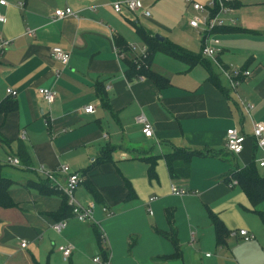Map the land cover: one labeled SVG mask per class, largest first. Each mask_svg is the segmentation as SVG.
Here are the masks:
<instances>
[{"label":"crops","instance_id":"obj_1","mask_svg":"<svg viewBox=\"0 0 264 264\" xmlns=\"http://www.w3.org/2000/svg\"><path fill=\"white\" fill-rule=\"evenodd\" d=\"M114 1L5 0L7 6L0 7V43L7 44L0 50V104H15L14 111L0 115V136L9 142L0 145V176L9 179L7 158L20 162L19 185L9 189L15 207H0V264H264V229L255 212L264 214V201L253 209L240 188L225 181L232 171L262 157L252 128L264 124V49L235 46L229 35L264 39L263 22L242 17L244 29L228 32L229 40L219 43L217 64L249 73L234 88L211 59L189 67L162 53H155L150 65L165 81L157 87L129 75L114 39L121 38L128 54L141 59L146 47L135 33L137 25L199 56L181 36L186 29L194 31L189 27L194 13L185 0H147L143 6L149 17L140 11L117 14ZM234 4L229 17L236 21L233 13L241 5L238 0ZM67 8L71 16L51 20L55 10ZM52 48L69 53L66 66L50 57ZM39 89L54 92L55 101L47 104ZM244 102L253 106L251 111H245ZM87 106H93L92 113L83 112ZM139 115L153 127L151 138L135 123ZM229 129L244 137L236 156L224 147ZM20 147L26 163L18 157ZM178 149L201 155L191 159L186 179L171 180L164 156ZM103 152L110 160L97 164ZM147 158H156L152 179ZM63 165L83 179L74 198L81 207L92 204L93 222L68 216L56 233L51 226L59 216L52 214L62 198L25 184L44 179L41 168L63 184L58 173ZM171 185L187 195L172 196ZM150 198L155 201L148 203ZM166 211L173 212L172 227ZM209 213L228 232L222 246L216 245ZM170 230L176 234L178 257L160 235ZM239 230L251 233L253 240L244 242ZM62 245L73 248L66 260L57 250ZM241 250H250L253 258L246 260Z\"/></svg>","mask_w":264,"mask_h":264},{"label":"built area","instance_id":"obj_2","mask_svg":"<svg viewBox=\"0 0 264 264\" xmlns=\"http://www.w3.org/2000/svg\"><path fill=\"white\" fill-rule=\"evenodd\" d=\"M147 0H115L111 8L112 10L119 14L123 10L128 12L140 11L145 17H149V11L144 9L143 2ZM159 1V0H151ZM187 5L190 7L194 15L189 20V27L196 31L201 39V55L203 58L211 59L215 62L216 56L220 53L221 49L219 47V41L216 39L215 33L213 31L217 28H232L235 26V19L229 17L233 8L231 4L235 0H185ZM7 3L5 0H0V7H6ZM72 13L70 9L65 10H55L51 16L52 21L61 20L65 17L71 16ZM3 21V17L0 15V22ZM27 34L32 36V31H27ZM6 42L0 43V50L5 47ZM146 49H142V56H146ZM50 57L58 62L61 66H66L69 62L70 55L68 52L61 48H52L50 51ZM221 73L228 81L229 85L234 88L241 79L249 77L248 72H238V71H228L224 70L219 66ZM38 95L45 101L47 104H52L55 101V93L49 89H39L37 91ZM6 94L11 98L16 97V93L10 90H6ZM243 104V103H242ZM243 107L246 112L251 111L253 108L252 105L245 103ZM83 112L90 114L93 112V106H87L83 108ZM135 123L141 126V133L145 138H151L153 133V127L149 124L146 118L143 115H139L135 118ZM21 139H24L23 135ZM252 139L256 145L257 150L262 154L260 159L255 160V164L259 169H264V124H254L252 128ZM244 142V137L239 134L234 129H229L225 133V150L231 155H239L242 151V145ZM6 165L11 167H19L20 162L16 158H7ZM41 175L44 179L48 180L51 183L53 190L60 192L67 200V205L71 209L72 218L78 222H93L92 220V204L81 207L77 204L74 193L75 191L83 184V179L79 176L78 173L71 172L69 168L65 165L61 166L58 173L64 176V182L61 184L55 179L54 174L50 172H45L41 168ZM232 186L237 185L236 181H231ZM170 193L175 197H182L187 195V192L183 189H179L174 185L170 186ZM155 201V198H150L148 203ZM103 212H106L105 209H102ZM149 214H151L149 212ZM66 226L65 221H59L54 223L51 226V229L59 233ZM238 235L242 238L244 242H249L253 240V236L250 235L246 230H239ZM235 235V233H232ZM26 246L25 242H22L20 247L24 248ZM71 245H62L57 248L58 252L61 254L62 258L66 260L72 253ZM94 263H99L98 259L93 260Z\"/></svg>","mask_w":264,"mask_h":264},{"label":"trees","instance_id":"obj_3","mask_svg":"<svg viewBox=\"0 0 264 264\" xmlns=\"http://www.w3.org/2000/svg\"><path fill=\"white\" fill-rule=\"evenodd\" d=\"M231 7L234 8L235 4H231ZM135 33L142 41L143 45L146 47V56L141 59H134L128 53L129 49L126 43L121 38L114 39V46L118 53H122L125 55V64L127 66V72L132 78L144 77L151 82H153L157 87H162L165 84V81L157 74L150 70V65L152 58L155 53H162L168 57H171L175 60L185 63L189 67H193L197 64H201L205 62V59L202 57L201 52L199 56L192 54L191 52L185 50L184 48L175 45L168 40L164 39L163 42L155 39L152 34L145 30L141 26H134ZM234 31L233 28H217L213 31L215 35L228 33ZM207 61V60H206ZM98 86V84H97ZM97 92L99 97L100 91L97 87ZM101 101L105 102V98H101ZM15 110V104L13 101H8L0 104V115H6ZM253 140V139H252ZM254 142V141H253ZM9 142L3 139L0 136V145L8 146ZM255 145V143H254ZM256 148V145H255ZM257 150V148H256ZM201 155L200 153L190 152L184 149L174 150L173 152L164 156V161L166 164L167 172L171 180L178 179H186L188 177L189 165L191 159L196 156ZM26 154L24 150L20 147L18 157L26 163L28 160L25 158ZM27 160V161H26ZM110 160L108 152H103L101 157H99L97 164L107 162ZM145 162L149 165L148 167V177L149 179L154 178V167L156 164V158H147L144 159ZM1 168V167H0ZM259 168L255 165L254 160L250 162L247 166L232 171L229 175V180L225 181L231 182L236 181L237 186L240 188L242 193L247 198L250 206L255 209L264 201V175L259 173ZM12 182L7 178H3L0 176V207L4 209L13 208L15 204L9 196V188L11 187ZM27 189H35L41 194H54L59 195L62 198V204L60 209L52 214V216H59V221L68 216H72L71 209L67 205L66 198L60 193L51 187V183H49L46 179H40L37 182H28L25 184ZM89 192L93 195L94 198H97L98 195L89 187ZM256 214L260 217L262 223L264 224V214L262 212L255 211ZM172 211H166V219L169 223L170 227H172ZM209 218L214 228L215 232V240L217 246L224 245L225 238L228 235L225 227L221 223V221L212 213H209ZM97 235V233H96ZM161 236L167 238L174 250L175 257L179 255V247L176 240V234L173 230H170L169 233H161ZM99 240V236L97 235ZM100 242V241H99ZM106 262V259H104Z\"/></svg>","mask_w":264,"mask_h":264},{"label":"rangeland","instance_id":"obj_4","mask_svg":"<svg viewBox=\"0 0 264 264\" xmlns=\"http://www.w3.org/2000/svg\"><path fill=\"white\" fill-rule=\"evenodd\" d=\"M238 2L240 3V11H235L233 13V16H235L236 19V25L233 28V30L239 31V30H243V24L241 23V19L242 17L246 18L247 20L250 19H257L262 21L264 24V0H238ZM258 25L260 24L259 22L257 23ZM264 31V30H262ZM198 33L194 32L192 30L186 29L182 32L181 36L184 40H186L188 43L193 44L194 46H191V48L193 49L192 51L196 52V50L199 52L200 49L198 46L199 43V38H198ZM230 33H224L221 34L220 36V40L216 37V39L219 41V43H223V41H227L229 40L230 37H227ZM237 35V34H236ZM229 35L232 37L231 39V43H233V45L238 46V47H254V49L257 50H262L264 49V39H259L257 37H254L251 34H242V35ZM261 36H263L264 38V34L262 33ZM196 54V53H194ZM7 162V159H6ZM5 162V164H6ZM5 172H7V177L9 178L8 180H10L12 182V185L9 189L16 187L17 185H19V173L18 167H11L9 165H7V167H5ZM261 173L264 174V172L261 170ZM257 218L259 219V222L261 224V226L264 229V224L262 223L261 219L259 216H257ZM251 234V233H249ZM252 235V234H251ZM253 236V235H252ZM243 251L241 253V256L245 257L246 260L250 261L253 257H252V253L250 252V250H241ZM250 264V263H247ZM253 264V263H252Z\"/></svg>","mask_w":264,"mask_h":264},{"label":"water","instance_id":"obj_5","mask_svg":"<svg viewBox=\"0 0 264 264\" xmlns=\"http://www.w3.org/2000/svg\"><path fill=\"white\" fill-rule=\"evenodd\" d=\"M154 38L157 39V40H159L160 42H163V40H164V39H163L161 36H159V35H155Z\"/></svg>","mask_w":264,"mask_h":264}]
</instances>
